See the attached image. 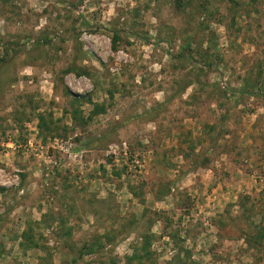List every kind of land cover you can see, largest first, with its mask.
Here are the masks:
<instances>
[{"label":"rangeland","instance_id":"1","mask_svg":"<svg viewBox=\"0 0 264 264\" xmlns=\"http://www.w3.org/2000/svg\"><path fill=\"white\" fill-rule=\"evenodd\" d=\"M258 225L264 0H0V264H264Z\"/></svg>","mask_w":264,"mask_h":264},{"label":"trees","instance_id":"2","mask_svg":"<svg viewBox=\"0 0 264 264\" xmlns=\"http://www.w3.org/2000/svg\"><path fill=\"white\" fill-rule=\"evenodd\" d=\"M257 233L259 234V235L256 237V239L259 240V243H258V242H257V243L260 244V245H257V247H259V250H263L264 247H262L261 244L264 243V225H258V226H257Z\"/></svg>","mask_w":264,"mask_h":264}]
</instances>
